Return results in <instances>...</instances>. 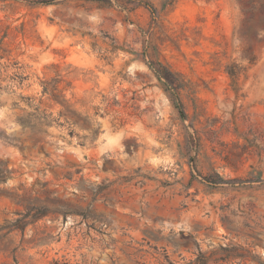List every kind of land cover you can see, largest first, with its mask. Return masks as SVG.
<instances>
[{"label":"rangeland","instance_id":"rangeland-1","mask_svg":"<svg viewBox=\"0 0 264 264\" xmlns=\"http://www.w3.org/2000/svg\"><path fill=\"white\" fill-rule=\"evenodd\" d=\"M0 264H264V0H0Z\"/></svg>","mask_w":264,"mask_h":264},{"label":"trees","instance_id":"trees-1","mask_svg":"<svg viewBox=\"0 0 264 264\" xmlns=\"http://www.w3.org/2000/svg\"><path fill=\"white\" fill-rule=\"evenodd\" d=\"M157 75H158L159 77H165V78H166V76H162V74H161L160 72H158V71H157Z\"/></svg>","mask_w":264,"mask_h":264}]
</instances>
